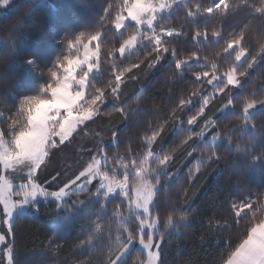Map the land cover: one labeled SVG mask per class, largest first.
<instances>
[{
  "label": "snow or ice",
  "instance_id": "snow-or-ice-1",
  "mask_svg": "<svg viewBox=\"0 0 264 264\" xmlns=\"http://www.w3.org/2000/svg\"><path fill=\"white\" fill-rule=\"evenodd\" d=\"M178 3L180 0H120L118 5H113L109 0H103L102 14L96 26L64 40V52L51 61L50 67L45 65L46 73L41 67L43 61L35 53L21 56L24 69L41 78L46 74L47 78L35 91L13 94L16 99L8 110L10 115L0 110V122L7 123V131L0 128V225L4 226L0 227L3 250L0 264H27L18 261L14 255L16 225L26 220L28 214L38 213L42 202L54 205L57 232L74 221L88 218L92 227L81 246L92 242L93 233L104 231L101 219L109 223L107 254L104 256L102 248L100 252L104 258L97 264H129L133 252L135 257L131 264H168L166 247L162 245L170 246L173 240L169 230L179 232L180 222L190 219L185 207L187 199L173 202L170 195L165 196L172 188L170 181L177 175L171 170L176 153L185 152V158L194 157L196 152L200 154L194 157L197 163L189 169L185 183L195 180L196 173L204 166L214 170L224 158L223 152L233 155L234 166L241 159L240 145L233 138L235 132L220 131V117L216 113L231 110L232 115L241 120V131L249 127L255 129L253 110L264 109V94L252 98L248 95L234 97L233 93L243 91L242 78L247 77L250 70L259 65V71L264 72V42L256 50L249 49L246 41L248 25L230 32L228 39H224L225 33L221 29L213 28L210 32L207 27L200 29V17L207 20L217 11L227 15L232 5L227 0H218L207 7L197 4L195 11L191 8L187 11V17L195 27L191 39L196 50L182 58L172 45L181 37H187V33L166 26V13ZM10 4L11 0H0V8ZM236 7L251 9L254 18L264 21V0H259L258 4L255 0H241ZM15 32L14 29L11 35L15 36ZM110 36L114 42L109 47ZM261 36L264 38V32ZM221 41L220 52L213 58L204 56L201 61L199 45L208 47ZM13 46L18 47L19 41L14 40ZM106 47V58L102 59L101 51ZM221 54H226L224 60H231L224 71L218 61ZM132 56L137 59L132 60ZM166 59L174 65L177 78L188 79L183 73L191 72L195 81L201 83H194L189 95L182 93L162 121L145 132L138 151L129 143L122 156L119 149L126 132L114 129L107 148L100 143L94 155L92 149H87L89 159L79 169L70 175L67 171H57L45 186L37 175L42 165L46 166V161L69 147L75 136L91 135L87 131L90 122L96 123L98 118L113 113L118 114L116 120L125 130L136 122L141 109L139 106L133 109L131 103L121 102L124 90L129 81L140 75L134 70L143 65L147 75ZM105 63L111 65L107 70L108 78L97 83L104 77L102 65ZM197 66L202 70L194 71ZM10 80L6 69L0 74L5 99L13 86ZM204 83L210 88H205ZM237 99L241 101L239 113L235 111ZM135 103L139 105V97H135ZM184 113H187L186 120L181 115ZM185 123L189 127L185 128ZM166 131L182 136L178 142L173 140L168 149L160 147ZM242 158L247 172L264 174V143L259 153L244 149ZM25 170V175H15ZM243 174L237 175V185ZM84 194L85 199H79ZM252 195L255 199L249 195L230 196L227 216L212 215L206 220L207 232L225 241L220 257L222 264H264V190ZM109 205H114L110 217ZM112 223L118 225L114 237ZM60 238L56 233L48 236L45 249L58 250ZM136 245L143 251H137ZM80 264H89V261L82 260ZM180 264L188 262L181 261Z\"/></svg>",
  "mask_w": 264,
  "mask_h": 264
},
{
  "label": "trees",
  "instance_id": "trees-1",
  "mask_svg": "<svg viewBox=\"0 0 264 264\" xmlns=\"http://www.w3.org/2000/svg\"><path fill=\"white\" fill-rule=\"evenodd\" d=\"M215 1L217 0H188L167 15V27H174L187 33V37H181L172 45L177 48L182 58L196 50L195 42L191 39L195 27L191 24V18L187 17V11L189 8L194 11L197 4L207 7ZM227 2L232 5L227 15L217 11L207 20L200 17L199 28L207 27L209 32L213 28L221 29L225 33L224 39H228L230 32L239 31L248 25L247 46L250 50L258 49L260 43L264 42V38L261 36V33L264 32V21L254 18L251 9L237 8L236 6L241 3V0H227ZM109 3L118 5L120 0H109ZM255 3L258 4L259 0H255ZM102 4L103 0H12L7 8H0V74L6 69L9 70L11 76L9 82L13 85L8 90L7 99H5L4 86L0 84V110L5 111L6 115H10L8 110L12 101L16 99L13 94L35 91L47 78L46 74L41 78L24 69L21 56L26 53H35L43 61L41 63L42 68H45L46 64L50 67L51 61H54L58 55L64 52V40L73 34L90 30L96 26V21L102 14ZM185 5L189 7H185ZM14 29L16 30L15 36H12ZM165 39L173 40L174 38L166 37ZM14 40L19 41L18 47L13 46ZM113 42V38L110 36L107 42L108 46L110 47ZM222 44L223 41L208 47H205L204 44L199 45L201 61H203L204 56L213 58L216 53L220 52ZM107 51V47L102 48V59L106 58ZM225 55L221 54L218 57L221 71L227 69L231 64V60H224ZM131 59L135 60L137 57L132 56ZM110 67L109 63L102 65L104 77L97 83H103L107 80V70ZM259 68L258 65L257 68L250 70L249 75L243 81V91L238 90L234 97L248 95L252 98H259L264 94V72L259 71ZM143 69L144 66L142 65L141 69L134 70L140 75L136 80L129 81L124 90L125 95L121 97V102L131 103L133 109L140 107L141 113L136 118V122L129 125L125 130L124 125L116 120L118 115L116 113H113L112 116L98 118L96 123L90 122L87 131L91 135L75 136L69 147L46 161V166L42 165L37 175L45 186H48L51 176L55 175L57 171L61 173L67 171L70 175L79 169L80 165L89 159L87 149H92L94 155L100 143H103L107 148L111 143L109 137L114 129L126 132V135L122 137L119 149L122 156L125 154V149L129 143L133 150L138 151V145L143 141L145 132L162 121L163 116L178 102L182 93L189 95L193 84L199 85L201 83L195 81L191 72L183 73V76L188 77V79L177 78L174 65H170L167 59L161 61L147 75L144 74ZM201 70L198 66L194 68V71ZM204 87L209 88L206 83H204ZM135 97L140 98L139 105L135 103ZM209 107L212 108L211 105ZM240 110L241 101L237 99L235 111L239 113ZM212 111L215 112L216 109L212 108ZM207 112L208 109H206ZM262 112L264 109L260 108L253 112L255 129L249 127L243 131L240 130L241 120L233 116L231 111L224 114L216 113L220 117V131L233 130L235 132L233 138L240 145L241 159L236 162L235 166L233 155L223 152L224 158L214 170L204 166L199 173H196L195 180L185 183L189 169L197 163L194 157L200 154L196 152L194 157L185 158V152L178 151L176 153V159L173 161L171 170L175 171L177 175L170 181L172 188L165 196L170 195L173 202L187 199L188 203L185 207L189 210L190 219L186 222H180L179 232L175 229L169 230L173 240L170 246L162 245V247H166L168 264H180L181 261L188 262V264H222L220 257L225 241L207 232L206 220L212 215L218 218L226 217L229 211L230 196L239 198L243 195H249L255 199L252 193L264 190V174L247 172L245 170L246 162L242 158L243 150L246 148L256 153L261 150L262 143H264V114H261ZM181 115L186 120L187 113ZM184 127H188L186 123ZM0 128L7 131V123L0 122ZM181 138V135L174 136L171 131H166L160 147L168 149L173 140L178 142ZM81 148L85 150L81 151ZM235 151L233 148V154ZM240 172L244 174L240 177V183L237 185L236 177ZM50 190L52 189L50 188ZM85 197L86 194L81 195L79 199H85ZM73 199H77V197H73ZM96 207L99 208V205ZM113 207L114 205L108 206L109 217ZM53 209L54 205L51 202H42L38 213L28 214L26 220L16 225L14 255L18 261H26L27 264H80V261L87 260L89 264H97L99 259L106 256L109 223L105 219L100 220L104 226V231L93 233L92 242L81 246L82 241L89 236L88 229L92 227L88 218L83 217L81 220L74 221L66 229L57 232L58 221ZM124 212L127 214L126 207ZM95 219L96 217H93V220ZM110 226L114 237L118 225L112 223ZM53 233L61 237L58 240L61 247L58 250H46L44 247L47 243L46 238ZM224 235L227 236L228 234L224 233ZM201 236H203V240H201ZM102 248L104 249V256L100 252ZM136 250L142 252L137 245ZM134 257L135 252L131 254L129 264Z\"/></svg>",
  "mask_w": 264,
  "mask_h": 264
},
{
  "label": "rangeland",
  "instance_id": "rangeland-1",
  "mask_svg": "<svg viewBox=\"0 0 264 264\" xmlns=\"http://www.w3.org/2000/svg\"><path fill=\"white\" fill-rule=\"evenodd\" d=\"M12 1V0H11ZM188 0H180V3H178L176 6H174V8H176V7H178V6H181V5H183V4H185L186 2H187ZM215 2H218V0L217 1H215ZM174 8H173V10H174ZM2 9H5V8H2ZM172 10V11H173ZM171 11V12H172ZM195 11V10H194ZM171 12H168V13H166V15H169ZM166 38V37H165ZM246 77H244V78H242V82L244 81V79H245ZM208 87L210 88V86L208 85ZM237 91L238 90H235L234 91V93H233V95H236V93H237ZM259 108V107H258ZM256 110H258V109H255V110H253V112H255ZM228 111H231V110H227L226 112H228ZM222 114H224V113H222ZM189 127V126H188ZM193 127V126H192ZM26 174V170H25V172H23V173H21V172H16L15 173V175L17 176V177H19V176H22V175H25ZM20 181H19V179H17V183H19ZM0 227H4L3 225H0ZM5 230H6V227H5ZM9 239H10V237H9ZM139 248H140V246L139 245H137ZM141 249V248H140ZM142 250V249H141ZM143 251V250H142ZM0 257H3V250H2V246H0Z\"/></svg>",
  "mask_w": 264,
  "mask_h": 264
}]
</instances>
